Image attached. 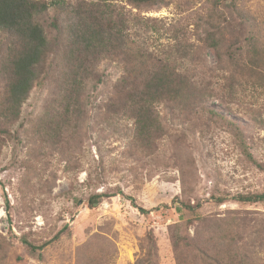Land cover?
I'll return each instance as SVG.
<instances>
[{"label": "trees", "instance_id": "16d2710c", "mask_svg": "<svg viewBox=\"0 0 264 264\" xmlns=\"http://www.w3.org/2000/svg\"><path fill=\"white\" fill-rule=\"evenodd\" d=\"M169 1L127 0L128 9L113 0H0V157L9 142H26L25 173L18 194L22 211L30 218L37 213L36 200L46 202L42 198L50 195L60 167L68 176L80 174L86 139L96 135L107 141L119 134L123 123L129 124L125 147L108 167L102 164V173L106 176L118 166L117 171H128L136 181L143 178L140 170L145 167L164 164L177 168L180 176L169 182L179 180L182 191L173 203L192 215L171 228L177 264H254V253L264 251V215L244 211H226L224 216L197 214L202 204L191 200L194 190L184 169L189 161L180 159L179 135L172 122L186 125V131L203 146H208L212 123L228 125L245 159L264 173V162L250 151V145L263 144L264 137L249 141L235 124L206 109L217 89L201 78L206 51L211 50L227 84L223 93L237 98L247 85L264 86V29L245 10L244 0L232 1L231 8L240 18L254 22L245 54H240L217 25L220 15L216 10L224 0L210 1L212 9L205 21L210 29L205 36L198 33L199 26L194 34L182 24L166 25L143 16ZM162 39L167 42L161 43ZM108 68L121 73L115 82L107 80ZM100 87L109 88L96 105L91 93ZM35 91L49 97L25 134L24 108ZM254 118L264 129V120ZM204 158H214L213 152H206ZM117 190L92 193L89 208L118 194L138 208L134 198ZM212 200L219 206L227 201L225 197ZM231 200L264 205V192L245 191ZM138 209L144 215L149 213ZM191 228L194 235H185ZM62 232L47 241L23 234L21 243L31 258L41 261L44 249ZM8 249L0 236V264L6 263ZM141 250L133 264H156L152 236ZM91 256H84L79 264L108 262L106 256Z\"/></svg>", "mask_w": 264, "mask_h": 264}, {"label": "rangeland", "instance_id": "374dc122", "mask_svg": "<svg viewBox=\"0 0 264 264\" xmlns=\"http://www.w3.org/2000/svg\"><path fill=\"white\" fill-rule=\"evenodd\" d=\"M113 1L131 8L127 0ZM170 1L168 5L150 9L143 16L166 25L182 24L194 34L199 26L202 28L198 29V33L205 36L206 29H210L205 21L212 9L211 0ZM232 1L224 0L216 10L220 15L216 17L217 25L227 42L234 45V50L245 54L246 39L254 22L240 18L231 8ZM244 1L245 10L250 11L264 29V0ZM236 3L242 7L241 2ZM165 42L167 39L161 40V43ZM205 59L206 69L201 78L217 89L216 96L209 98L205 108L235 124L249 141L264 137V129L254 118L264 120V86L247 85L246 90L240 93L242 96L236 94L237 98H231L222 92L227 84L221 71H218L216 56L207 50ZM120 75L114 69L105 71L109 82H115ZM108 88L100 87L92 91V102L98 105L104 89ZM48 97V93L39 91L31 95L24 108L25 134L31 131L30 124L36 122ZM172 125L179 135L176 142L181 147L180 159L183 163L189 161L184 168L189 173V184L194 190L189 196L192 195L193 203L199 201L202 204L198 215L224 216L226 211L250 212L258 217L264 215V205H241L231 200L235 194L245 191L264 192V173L242 155L228 125L222 122L211 124L212 132L206 138L208 146H203L197 136L189 134L186 125L176 122ZM129 135L130 125L123 123L119 134L107 141L97 139L96 135L86 139L80 174L68 176L63 172V166L60 167L50 195L42 198L46 202L41 204L38 198L37 213L30 218L24 215L18 194L25 173L26 142L23 145L16 141L8 143L0 157V236L9 245L5 264H79L89 254L95 258L106 256L108 262L103 264H133L141 257V249L147 244L149 236L153 237L157 246L155 263L177 264L171 228L180 220L192 217L173 203L182 191L179 180L169 182L172 177L180 176L177 168L165 167L164 164L145 167L140 170L143 178L136 181L128 171H117L118 166L115 172L106 176L102 173V164L108 167L119 157ZM250 146L253 157L264 162V143ZM210 150L214 158L205 159L206 152ZM117 189L126 197L134 198L138 208L142 207L149 213L142 214L128 198L119 194L104 199L95 209L89 208L88 198L92 193H115ZM212 197H225L227 201L219 206ZM60 231L63 232L59 239L44 249L41 261L31 258L21 243L23 234L30 235V239L47 241ZM185 235L192 237L194 230L191 228ZM253 262L264 264V251H256Z\"/></svg>", "mask_w": 264, "mask_h": 264}]
</instances>
